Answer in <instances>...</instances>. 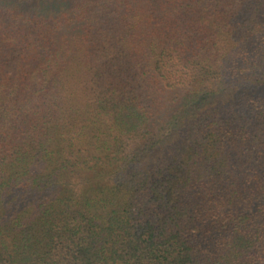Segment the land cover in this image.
Listing matches in <instances>:
<instances>
[{"label": "trees", "instance_id": "trees-1", "mask_svg": "<svg viewBox=\"0 0 264 264\" xmlns=\"http://www.w3.org/2000/svg\"><path fill=\"white\" fill-rule=\"evenodd\" d=\"M0 264H264V0H0Z\"/></svg>", "mask_w": 264, "mask_h": 264}]
</instances>
